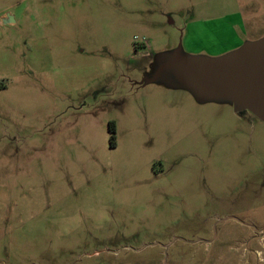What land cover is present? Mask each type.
<instances>
[{
    "label": "rangeland",
    "instance_id": "374dc122",
    "mask_svg": "<svg viewBox=\"0 0 264 264\" xmlns=\"http://www.w3.org/2000/svg\"><path fill=\"white\" fill-rule=\"evenodd\" d=\"M263 37L264 0H0V264H264V123L150 82Z\"/></svg>",
    "mask_w": 264,
    "mask_h": 264
},
{
    "label": "water",
    "instance_id": "95a60500",
    "mask_svg": "<svg viewBox=\"0 0 264 264\" xmlns=\"http://www.w3.org/2000/svg\"><path fill=\"white\" fill-rule=\"evenodd\" d=\"M4 24L13 19L5 15ZM180 44L151 79L171 69L175 81L204 100H228L264 123V37L220 57H182Z\"/></svg>",
    "mask_w": 264,
    "mask_h": 264
}]
</instances>
